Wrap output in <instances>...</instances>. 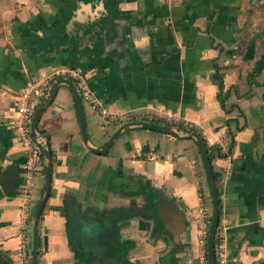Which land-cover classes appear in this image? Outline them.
<instances>
[{
    "label": "crops",
    "instance_id": "1",
    "mask_svg": "<svg viewBox=\"0 0 264 264\" xmlns=\"http://www.w3.org/2000/svg\"><path fill=\"white\" fill-rule=\"evenodd\" d=\"M66 3L0 0V256L31 264L33 213L45 177L41 157L35 187L23 192L27 151L14 131L17 96L69 68L77 78L51 77L56 90L37 123L51 152L37 264H78L72 232L90 264H200L196 207L202 201L211 209L212 195L195 139L129 126L105 152L90 149L103 148L128 121L190 129L225 153L211 162L225 264H264V0H116L108 32L99 24L104 0H77L65 32L79 46L63 40L50 48L47 29ZM98 37L105 42L95 57L86 48ZM60 80L80 95L87 141L74 94ZM79 82L95 105L82 99ZM98 109L116 119L101 123ZM160 198L183 215L177 236L157 215Z\"/></svg>",
    "mask_w": 264,
    "mask_h": 264
},
{
    "label": "water",
    "instance_id": "2",
    "mask_svg": "<svg viewBox=\"0 0 264 264\" xmlns=\"http://www.w3.org/2000/svg\"><path fill=\"white\" fill-rule=\"evenodd\" d=\"M80 4L86 5L85 3H80ZM102 10L104 11V8H102ZM77 13L78 12L76 11L74 14L76 15ZM98 17H100V15ZM75 18H76L75 16H71L68 23L66 24V28H65L66 31L72 29L73 27L72 22L75 20ZM96 19L95 17L93 18V20H96ZM80 36L82 37V32ZM77 40L78 38L75 39L76 42ZM77 44L79 46V41ZM60 81L65 82L71 88L74 94L76 109H77L80 127H81V134L84 140L87 141V133L85 130V121H84V116H83V111H82L80 95L77 92V90L74 88L70 80H68L67 82L66 80H60ZM55 90H56V85L54 86L52 90L49 91L47 96H45L46 99L37 105L34 111V114L31 118V122H30L31 135L40 144L42 152H43L44 161H45V177H44L43 193L34 210L33 220H32V229H31L32 230L31 231V243H32L31 247L32 248H31V256H30L31 264H37V254H38L37 236H38L39 217H40V213L43 208V205L45 203V200L48 196L49 188H50V181H51V175H50L51 154L49 152V148L47 145V139H46L47 137L45 135L38 133L37 123H38L39 118L41 117L43 110L45 109V107L48 105V103L52 99ZM129 126H140V127L147 128V129H153V130L171 133L176 136L179 135V132L183 131V133L186 136H190L195 139V142L201 154L202 162H203V165L206 171V175H207V179H208V183H209V187H210V191L212 195L211 222H210L209 233L207 237V254H208L209 264H216V257H215V252H214V237L216 234L217 225L219 221V198H218L216 180L213 174V167L211 165L209 155H208V150L206 148L204 140L197 132L190 130V129H181L180 127H177V126L168 127L165 125H158V124H154V123H150L146 121H139V122L138 121H128V122L122 123L111 134L108 142L103 148L101 149L90 148V149L96 152H101V153L105 152L106 149H108L111 146L113 141L120 135V132ZM156 206H157V215L160 221L162 222V224L164 225L165 230L169 231L174 236H177L178 232L180 230H183L185 227L183 223V215L181 212H179L177 205L171 200H163L162 198H160L157 200Z\"/></svg>",
    "mask_w": 264,
    "mask_h": 264
},
{
    "label": "built area",
    "instance_id": "3",
    "mask_svg": "<svg viewBox=\"0 0 264 264\" xmlns=\"http://www.w3.org/2000/svg\"><path fill=\"white\" fill-rule=\"evenodd\" d=\"M63 74H69L70 76L77 78V74L74 70L69 68L55 69L52 76H59ZM45 77L35 83L30 84L23 90H21L17 96L15 104V118H14V131L17 140L24 146L27 151L25 160V172L23 192L27 189L32 190L36 185V176L41 163V147L40 144L33 138L30 130L31 118L34 111L39 104V100L46 96L50 91V79L52 77ZM79 89L82 99L88 103L96 104V100L88 90L87 85L84 82H79ZM99 119L101 123H107V121H114L116 119L112 114H109L104 109H98ZM169 122L173 125H188V122L171 118ZM24 201L28 203L30 200L28 195H25ZM196 216L198 221V240L197 243L201 248L199 254L200 264H209L207 254V237L209 233V226L211 222V209L202 201L196 207ZM216 238V242H215ZM214 252L218 264H225L226 259L224 255L223 239L220 235L215 234L214 237Z\"/></svg>",
    "mask_w": 264,
    "mask_h": 264
},
{
    "label": "trees",
    "instance_id": "4",
    "mask_svg": "<svg viewBox=\"0 0 264 264\" xmlns=\"http://www.w3.org/2000/svg\"><path fill=\"white\" fill-rule=\"evenodd\" d=\"M67 1V6L65 9H61L60 10V14L59 17L57 18V20L55 21L54 24H52L49 29H47L48 31V36L45 37V41L47 42V46H49L51 48V46L56 45L55 42L56 41H69L71 45L78 47L77 42L75 41L76 37H69L67 35V33L65 32V27L66 24L69 20V18L72 16L75 8H76V4H77V0H66ZM104 4L106 7V12L104 13L103 17L101 18V20L99 21L100 26H102V28H105L106 31L108 32L109 29V19L111 18L112 15H115L117 12L116 9V0H104ZM105 42V37H98L93 46L90 48H86L89 49L91 52H93V55H95V57H99L102 53V48ZM51 44V45H50ZM45 50H47V48H44ZM94 57V56H93ZM94 57V58H95ZM206 148L208 150V155H209V159L210 162H212V160L215 157H222L225 156V153H222L220 151V149L217 146L214 147H210L206 144V142L204 141ZM48 148H49V144L47 142ZM49 152H50V148H49ZM51 153V152H50ZM41 157L43 158V153H42V149H41ZM214 174V178L215 180H218V174L216 172H213ZM13 186L14 187H19L20 184V180H13ZM14 192H12L13 194ZM155 199H156V195L154 194V198H152L151 200H149V208L152 209V211H154L155 209ZM148 201V198H147ZM70 215H69V219H70ZM70 221V220H69ZM70 223V222H69ZM70 226V225H69ZM217 232V231H216ZM70 243L73 245L74 250H75V258L78 260V264H90L89 263V258H88V254L84 251L82 245L80 244L79 240H76L74 238L73 232L70 234ZM215 242H216V238H215ZM116 246H118V242H115ZM39 246V238L37 236V247ZM114 246V248L116 249L117 247ZM114 249V250H115ZM113 253L115 255H121L120 252H118V249H116V251H113ZM0 264H8L1 256H0ZM216 264H218L217 260H216Z\"/></svg>",
    "mask_w": 264,
    "mask_h": 264
},
{
    "label": "flooded vegetation",
    "instance_id": "5",
    "mask_svg": "<svg viewBox=\"0 0 264 264\" xmlns=\"http://www.w3.org/2000/svg\"><path fill=\"white\" fill-rule=\"evenodd\" d=\"M69 21V20H68ZM68 23V22H67ZM66 28V27H65ZM92 47V46H91ZM88 48H90V47H88ZM24 176V175H23ZM21 185V184H20Z\"/></svg>",
    "mask_w": 264,
    "mask_h": 264
}]
</instances>
